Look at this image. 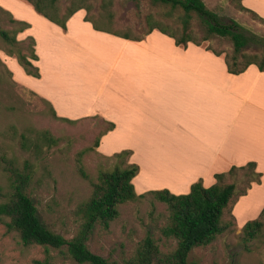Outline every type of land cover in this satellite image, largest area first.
Instances as JSON below:
<instances>
[{"label": "crops", "instance_id": "1", "mask_svg": "<svg viewBox=\"0 0 264 264\" xmlns=\"http://www.w3.org/2000/svg\"><path fill=\"white\" fill-rule=\"evenodd\" d=\"M9 1L1 6H13L12 16L30 25L16 35V40H34L38 60L32 64L40 74L39 78L29 76L16 59L3 57L13 79L47 101L59 118L75 120L97 115L112 122L114 128L100 138L98 151L102 155L122 149L131 152L129 163L141 166L132 179L135 193L166 189L174 195L188 194L191 185L199 180L207 188L215 183V174L253 162L261 174L260 183L238 198L232 214L239 227L259 216L264 208V72L250 65L243 73L230 74L222 56L191 43L186 48L176 46L173 39L157 30L141 41L94 31L84 21L86 13L82 9L68 19L64 31L33 14L32 6L25 1ZM241 3L264 20V0ZM83 29L86 36L92 35L114 48L120 61L136 64L129 65L127 71L121 66L119 74L98 78L94 87L85 85L83 89L97 90L114 117L102 108L88 111L97 103L86 99L77 80H63L64 62L93 53L89 43L78 39ZM72 53L75 56L70 57ZM102 78L112 81L100 82ZM135 95L142 99L132 103L130 97ZM119 129L130 130L138 137L129 139L120 135ZM158 138L160 154H151ZM109 139L120 147L104 148ZM143 165L153 169L151 178L142 176L143 170L148 174L150 171ZM156 174L160 177H154Z\"/></svg>", "mask_w": 264, "mask_h": 264}, {"label": "rangeland", "instance_id": "2", "mask_svg": "<svg viewBox=\"0 0 264 264\" xmlns=\"http://www.w3.org/2000/svg\"><path fill=\"white\" fill-rule=\"evenodd\" d=\"M4 1L6 3L9 0H0V29L12 32L17 28L11 22V20H16L12 16L13 6L3 8L1 5L2 2L4 4ZM53 1L59 16L69 8L82 7L88 18L102 29H109L120 34L127 33L132 38L141 37L153 24L166 26L180 33L184 19V12L180 8L153 4L150 0ZM201 1L208 10L219 17L222 23L230 24L235 21L245 33L264 37L263 23L250 13L239 9V0ZM14 8L16 10L18 6L16 5ZM31 12L41 16L34 9H31ZM148 16L152 18L149 24L146 20ZM88 23L91 25L90 22ZM188 27L196 40L201 41V38L205 36V27L196 14H190ZM92 29L98 31L93 27ZM84 30L78 33V39L81 38L90 44L93 52L90 55L93 58L90 55L75 56L72 53L70 57L75 56L74 60H67L63 63L66 72L63 80L67 79L72 83L77 80L86 99L97 103L94 109L88 111L102 108L109 110L108 112L114 117L112 108L99 96L97 90L86 91L83 89L85 85L94 87L98 84V78L113 77L114 74H119L121 66H123V71H127L129 65L136 66V64L120 61L119 54L115 52L114 48L102 43L92 35L86 36ZM71 34L76 35L73 31ZM28 38L18 41L20 50L25 54L27 52L24 49L29 44ZM202 45L213 52L220 53L222 57L231 55L233 50L229 39L217 36H213L207 42H202ZM9 49L10 47L0 37V185L4 187V191L9 189L10 185L8 175L3 171L4 159H15L19 167L22 166L25 159H28L33 165V175L27 192L36 206L41 222L49 230L62 235L65 239H71L76 235L82 223L78 208L90 197L91 184L96 182L98 171L114 161L112 158L104 156H112L125 151V149L110 155H102L98 151L99 147L91 149L100 135L108 132V123H112L105 121L100 116L75 119L73 123L54 119L47 101L13 79L12 72L4 63L6 57L16 59L14 55H8ZM72 51L74 50L72 49ZM261 51L262 47L256 44H251L249 48L245 49L247 54H262ZM68 52H71V46H68ZM103 79L112 81V78H102L100 82ZM61 98L63 99L62 96ZM141 99L136 95L130 97L132 103ZM140 107L144 108L145 105ZM42 131L48 132L56 141L52 145L45 143L40 136ZM117 132L129 139L138 137L130 130L119 129ZM21 135L29 136L30 144L24 148L21 145ZM35 140L36 154L33 153L32 146V142ZM156 144V150L151 151V154H160L159 138ZM106 147L112 150L120 146L109 139L104 144V148ZM137 166L141 167L139 164ZM143 167L150 171L148 170V174L143 170L142 176L151 178L153 169L145 165ZM79 168H82V173L79 172ZM155 169L159 170V168ZM154 177L159 178L160 175L156 174ZM237 180L238 188L243 189L245 183H243L242 172L238 173ZM231 182L230 177H226L224 180L225 184ZM137 189L139 188L137 187ZM148 191L156 190L149 189L145 192ZM1 200L2 198H0ZM259 205L258 202L254 210ZM118 210V217L107 227L97 223L90 232L87 247L92 253L123 264L133 256L137 246L147 235H151L158 241L159 248L164 253L172 251L175 247L174 240H167L160 233V228L166 224L169 214L164 204L152 201L147 197L124 203L119 206ZM260 220L263 223L262 231L255 240L246 241L241 233L242 227L233 222L228 231L217 236L212 243L194 249L189 255V260L195 264H264V215ZM223 221H231L229 214L224 213ZM0 264L76 263L66 255L64 249H48L46 251L45 248L38 245L24 246L18 234L8 230L4 222L0 220Z\"/></svg>", "mask_w": 264, "mask_h": 264}, {"label": "trees", "instance_id": "3", "mask_svg": "<svg viewBox=\"0 0 264 264\" xmlns=\"http://www.w3.org/2000/svg\"><path fill=\"white\" fill-rule=\"evenodd\" d=\"M34 11L56 24L62 30H66L68 19L82 7L69 8L61 16L58 15L53 0H25ZM153 4L180 8L184 12V19L180 33L171 30L169 27L153 24L148 27L141 37L132 38L127 33H117L111 30L102 29L94 21L90 20L87 13L85 22H90L95 30L106 32L114 36L141 41L152 31L160 33L173 39L176 46L186 48L189 43L196 46H203L202 42L209 41L213 36L227 38L232 44L231 55H224L223 59L228 73L238 75L243 73L250 65H255L260 72H264V37L254 34H247L243 28L235 21L230 24L222 23L219 17L208 10L201 0H150ZM242 0H239V9L250 13L258 18L254 12L243 7ZM87 10V8H85ZM87 12V11H86ZM196 14L205 27V36L201 41L196 40L188 27L190 14ZM148 24L151 23V16L147 17ZM17 28L8 32L0 29V37L4 43L10 47L9 56H15L18 64L27 75L39 78V69L32 64L37 61L35 55L34 40L29 37V44L25 52L20 50L16 35L29 28V24L11 20ZM251 44L262 47V54H247L245 49ZM206 50L211 51L203 46ZM14 49V52H13ZM216 56L220 53L211 51ZM48 103V102H47ZM49 104V103H48ZM50 105V104H49ZM54 119L73 123L75 120L59 118L55 115L50 106ZM108 131L114 128V124L108 123ZM94 142L91 149L97 148L100 138ZM41 138L48 145H52L56 140L48 132L42 131ZM29 143V136L21 135V145L24 148ZM33 153L36 154V140L32 142ZM131 152L129 150L115 153L112 156L113 163L103 167L97 173L96 182H92V192L90 197L78 208L82 223L75 236L65 239L62 235L49 230L40 220L36 206L28 194L33 175V165L25 159L22 166L16 164L15 159H4L3 171L7 173L10 182L9 189L4 191L0 185V220L6 228L15 231L24 246L38 245L48 249H64L66 255L76 264H119L115 261L107 260L92 253L87 247L88 236L94 226L99 223L105 227L118 217L119 206L127 203L150 198L164 204L169 212L166 224L160 228V233L165 239L175 241L172 251L164 253L160 250L158 241L151 235H147L137 246L133 256L123 264H195L189 260L190 253L198 248L205 247L212 243L214 239L228 231L235 221L231 213V206L234 202L246 195L253 184H259L261 174L256 172V165L249 162L244 166H232L226 173L215 174V183L205 188L202 180L191 185L190 191L185 195H174L168 190L148 191L137 195L132 184V179L139 173L136 164L129 163ZM82 173V168H79ZM244 176L245 187L238 188V173ZM226 177L232 179L231 183L225 184ZM224 213L229 214L231 221H223ZM264 215V208L256 219L247 221L242 226V236L246 241L255 240L262 231L263 223L260 218Z\"/></svg>", "mask_w": 264, "mask_h": 264}]
</instances>
